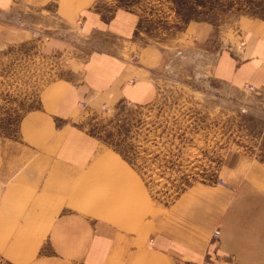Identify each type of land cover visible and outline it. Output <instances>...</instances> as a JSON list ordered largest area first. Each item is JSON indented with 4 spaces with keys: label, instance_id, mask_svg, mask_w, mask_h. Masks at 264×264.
<instances>
[{
    "label": "crops",
    "instance_id": "0c3cea01",
    "mask_svg": "<svg viewBox=\"0 0 264 264\" xmlns=\"http://www.w3.org/2000/svg\"><path fill=\"white\" fill-rule=\"evenodd\" d=\"M10 11L34 27L46 25L52 14L59 27L49 33L58 34L51 44L69 64L25 113L22 140L0 147V230H37L38 219L46 218L47 243H64L62 258L80 257L83 264H264V236L241 225L246 200L261 197L263 190L192 186L168 208L154 206L147 213L137 202V173L124 159L99 152L102 143L77 118L81 102L86 111L125 100L150 102L170 67L206 78L218 93L264 90L263 21L238 42L211 50L201 25L199 39L172 47L166 39L164 44L144 39L136 13L108 12L97 0H0L3 41L28 30L6 24ZM256 165L261 178L264 168ZM113 191L124 199L112 204ZM107 192L105 207L115 206L116 216L53 220L54 196ZM216 227L220 235L211 242ZM31 238L40 243L35 234Z\"/></svg>",
    "mask_w": 264,
    "mask_h": 264
},
{
    "label": "rangeland",
    "instance_id": "374dc122",
    "mask_svg": "<svg viewBox=\"0 0 264 264\" xmlns=\"http://www.w3.org/2000/svg\"><path fill=\"white\" fill-rule=\"evenodd\" d=\"M97 1L108 12L122 9L136 13L144 39L163 44L166 39L172 47L199 39L196 25H201L211 50L226 48L254 24L264 22V0ZM49 17L40 27L17 21L12 11L4 17L10 21L6 24L28 30L22 36H11L9 41L0 37L3 149H8L4 144L22 140L19 126L25 113L40 103L49 81L69 64L66 54L51 44L58 34L49 33L56 31L59 23L52 14ZM207 84L206 78L193 76L190 70L180 74L170 67L168 75L157 81L154 97L146 104L123 102L87 111L79 106V123L102 143L99 152L124 159L137 173L141 185L137 202L140 207L145 205L147 213L154 206L168 208L192 186L225 187L239 193L252 187L264 191V175L259 178L256 169L257 162L264 168V90L244 87L218 93ZM76 196L53 197L54 221L117 215L115 206L105 207L111 193L73 199ZM263 196L246 200L241 220V225L255 229L258 237L264 236ZM119 199L124 197L113 191L112 204ZM38 222L37 230H0V264H83L80 257L62 258L64 243L55 244L57 248L47 243L46 224L50 221L39 218ZM32 234L40 243L31 242ZM217 239L212 234L211 242Z\"/></svg>",
    "mask_w": 264,
    "mask_h": 264
},
{
    "label": "built area",
    "instance_id": "2783aa9c",
    "mask_svg": "<svg viewBox=\"0 0 264 264\" xmlns=\"http://www.w3.org/2000/svg\"><path fill=\"white\" fill-rule=\"evenodd\" d=\"M133 59H136V56H134ZM125 103H126V104H129V105H132V103H131L130 101H128V100H125ZM80 104H81V105H80L81 107H85V106H86L85 102H81ZM218 234H219L218 231H215V232L213 233V236H214V237H217Z\"/></svg>",
    "mask_w": 264,
    "mask_h": 264
},
{
    "label": "bare ground",
    "instance_id": "6f19581e",
    "mask_svg": "<svg viewBox=\"0 0 264 264\" xmlns=\"http://www.w3.org/2000/svg\"><path fill=\"white\" fill-rule=\"evenodd\" d=\"M73 231L75 232V230H73ZM215 231H218V233H219V230H218V229L214 230V232H215ZM214 232H213V233H214ZM219 235H220V233L218 234V236H219ZM218 236H217V237H215V239H217V238H218Z\"/></svg>",
    "mask_w": 264,
    "mask_h": 264
}]
</instances>
